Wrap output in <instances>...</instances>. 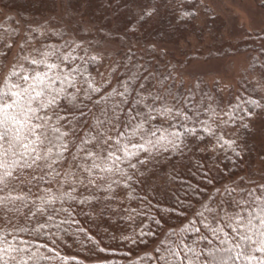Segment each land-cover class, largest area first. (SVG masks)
Here are the masks:
<instances>
[{"label":"snow or ice","instance_id":"6c2138e0","mask_svg":"<svg viewBox=\"0 0 264 264\" xmlns=\"http://www.w3.org/2000/svg\"><path fill=\"white\" fill-rule=\"evenodd\" d=\"M158 4L141 5L126 32L158 16ZM11 19L0 23V264H66L56 249L65 226L99 246L81 218L113 215L141 223L110 239L151 244L133 264H264V176L217 162L243 159L241 130L264 143V63L250 61L248 94L225 102L203 80L181 91L183 77L178 88L171 72L112 60L50 16ZM185 159L197 184L179 175ZM176 183L179 195L167 191Z\"/></svg>","mask_w":264,"mask_h":264},{"label":"trees","instance_id":"16d2710c","mask_svg":"<svg viewBox=\"0 0 264 264\" xmlns=\"http://www.w3.org/2000/svg\"><path fill=\"white\" fill-rule=\"evenodd\" d=\"M149 3L150 0H43L41 3H37L35 0H0L2 7L0 8V16L4 9L8 11V14L0 19V23L15 26L12 17L21 19L30 16L34 19H41L50 16L54 21H59L64 26L78 31L82 38L91 40L93 42L92 47L95 50L105 53L112 60L124 62L126 56H131L133 62H139L146 66L151 65L152 70L157 73L167 74L171 72L176 76V87L178 88H181L180 78L183 77L185 87L181 88V91H185L187 85H189L184 76L188 75L185 66L189 65L192 60L201 58L203 52L200 50L192 54L183 49L179 52L187 58L179 60L180 58L176 57L173 49L170 48V51L167 52L159 50L164 46H179V44L194 35L200 40L206 34L212 33L218 41L222 37V32L221 29L216 27V16L207 7L203 6L202 9L209 13V23L206 27L199 26L197 18H199L201 12V0H165L164 5L158 4L160 6L158 16L150 18L147 23L139 27V31L126 32V25L134 21L135 12L138 11L141 5H148ZM183 10H195L198 15L194 18L182 20L180 19V13ZM23 23L24 21L21 19V25ZM262 37H264V32L252 37L250 39L251 43L234 44V46L236 45V52H248L251 62L264 63V38ZM114 43H116L115 50L109 52L108 50L113 48ZM153 45L155 51H153ZM231 47H227L224 51L221 49L222 52L212 51L206 58L225 55L227 51H232ZM107 62L106 60L103 66ZM103 66H100L98 70L104 72ZM94 67L89 65L90 69ZM121 71H123V68H121ZM93 74H96L95 71H93ZM203 78V76H199L196 80L204 81ZM245 84L246 82L240 79L237 87L214 82L213 84L205 83L203 88L209 94L218 99L222 98L226 102L241 92L247 95L248 92L244 91ZM218 89H223V92ZM248 91L250 92L251 88ZM240 139L241 143H247L243 159L237 160L236 164H233L232 160L237 158L229 152L228 155L232 156V160L223 159L221 155L217 162L222 161L220 167L225 171L234 169L241 175H250L254 178L255 172L253 170L257 160V152L260 148L259 144L255 137L249 138L243 130H241ZM259 153L260 157H264L263 149ZM199 158L200 154L196 153L192 160ZM192 160L185 159L178 171L182 179L197 184L199 173L195 177L191 175L192 172H196ZM181 187L179 183H176L167 191L179 195ZM181 198L183 199V197ZM162 199L166 203H170V197H162ZM153 214L159 215L155 210H153ZM143 222L150 223L147 219ZM140 223L141 221L138 219L135 224H130L115 215H113V221H87L86 218L82 217L81 225L88 229L90 235L100 241L99 246L90 242L82 244L81 241L84 240V237L75 235L77 226L73 225L65 226L68 227V234H62V239L57 240L56 249L61 256L68 258L66 264H133L138 257L144 255L145 251L150 250L151 244L149 243L147 247L143 244L134 246L120 243L119 240H112L110 237L113 234L117 237L128 234ZM179 223L180 221L176 220V224ZM0 226L3 225L0 224ZM165 227H168V225H165ZM153 229H155V225H153ZM145 239L150 241L151 238L145 237ZM100 248L105 249V251H100ZM129 251L132 252V255H125ZM56 264H63V262L57 260ZM143 264H148V262L145 260Z\"/></svg>","mask_w":264,"mask_h":264},{"label":"rangeland","instance_id":"374dc122","mask_svg":"<svg viewBox=\"0 0 264 264\" xmlns=\"http://www.w3.org/2000/svg\"><path fill=\"white\" fill-rule=\"evenodd\" d=\"M201 12L197 18L199 26H205L209 23V13H206L202 7H207L214 16H216V27L221 29L222 37L218 41L211 33L206 34L199 40L196 35L190 36L188 40L179 44V46L162 47L159 51H170V48L176 53L179 60H184L187 56L180 54V50H186L187 53H196L202 51L201 58H197L189 62L185 66L188 75H184L187 84L196 81V78L203 76L205 83L213 84L218 81L226 86H238V82L243 75V70L250 62L249 53L238 51L234 44L250 42L252 37L264 32V0H201ZM0 8L1 5H0ZM8 11L4 9L0 19L5 17ZM253 41V40H251ZM251 43V42H250ZM221 44V45H220ZM220 45V46H219ZM233 45V46H232ZM110 48L108 51H114ZM232 46V47H231ZM118 47V46H117ZM227 47H231L232 51L220 57L206 58L212 51L222 52ZM221 49H223L221 51ZM235 51V53H233ZM169 53V52H168ZM229 53V54H228ZM109 61L103 66L105 74ZM211 69V71H209ZM259 144V152L264 150V143L261 137L255 136ZM257 152V160L254 167V178L259 179L264 176V157L259 156ZM264 156V155H263Z\"/></svg>","mask_w":264,"mask_h":264}]
</instances>
